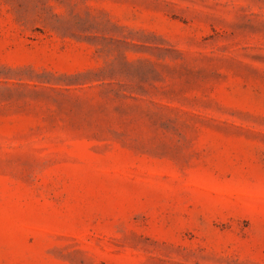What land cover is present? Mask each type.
<instances>
[{"label": "rangeland", "instance_id": "obj_1", "mask_svg": "<svg viewBox=\"0 0 264 264\" xmlns=\"http://www.w3.org/2000/svg\"><path fill=\"white\" fill-rule=\"evenodd\" d=\"M0 264H264V0H0Z\"/></svg>", "mask_w": 264, "mask_h": 264}]
</instances>
